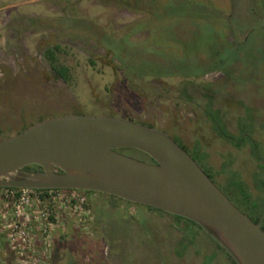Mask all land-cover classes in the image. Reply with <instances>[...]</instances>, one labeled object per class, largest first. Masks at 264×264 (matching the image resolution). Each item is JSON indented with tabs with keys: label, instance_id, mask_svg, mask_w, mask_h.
Masks as SVG:
<instances>
[{
	"label": "rangeland",
	"instance_id": "374dc122",
	"mask_svg": "<svg viewBox=\"0 0 264 264\" xmlns=\"http://www.w3.org/2000/svg\"><path fill=\"white\" fill-rule=\"evenodd\" d=\"M116 1L0 0V140L64 114L128 119L163 131L193 156L203 153V166L227 196L239 179L260 202L264 17L256 1ZM207 102L219 111L209 118ZM218 114L236 140L260 139L261 160L249 140L235 147L216 134L210 119ZM122 153L150 161L135 148ZM82 194L87 211L60 206L51 225L33 227L22 255L4 236L0 253L16 264H234L188 219ZM231 201L243 207L237 196Z\"/></svg>",
	"mask_w": 264,
	"mask_h": 264
},
{
	"label": "water",
	"instance_id": "95a60500",
	"mask_svg": "<svg viewBox=\"0 0 264 264\" xmlns=\"http://www.w3.org/2000/svg\"><path fill=\"white\" fill-rule=\"evenodd\" d=\"M33 164L42 169L24 170ZM0 186L93 191L143 204L194 221L236 264H264V206L253 221L173 138L132 120L77 113L32 123L0 140Z\"/></svg>",
	"mask_w": 264,
	"mask_h": 264
},
{
	"label": "built area",
	"instance_id": "2783aa9c",
	"mask_svg": "<svg viewBox=\"0 0 264 264\" xmlns=\"http://www.w3.org/2000/svg\"><path fill=\"white\" fill-rule=\"evenodd\" d=\"M82 193L77 189L0 186V240L4 236L10 249L22 255L29 249L33 227L37 224L51 225V217L56 218V210L60 206L78 213L87 211V201Z\"/></svg>",
	"mask_w": 264,
	"mask_h": 264
},
{
	"label": "trees",
	"instance_id": "16d2710c",
	"mask_svg": "<svg viewBox=\"0 0 264 264\" xmlns=\"http://www.w3.org/2000/svg\"><path fill=\"white\" fill-rule=\"evenodd\" d=\"M184 1V0H183ZM187 1V0H186ZM186 3H190L191 0H188ZM256 1V2H255ZM255 5L257 6V9H259V12L261 13V15H263L264 17V0H255ZM252 10L254 12H257L255 10V8H252ZM252 12V11H251ZM253 13V12H252ZM199 15V14H198ZM198 17L196 16V19ZM232 46H230L229 48H227L228 50H230ZM57 48V46L55 47ZM47 53L49 54V56H51V58H53V55H54V50L52 48L48 49L47 50ZM219 54V52H218ZM200 74V73H199ZM214 112L218 113L219 111L216 109H212L211 105H210V102H207L206 106H205V114L206 116L209 118L210 115H213ZM219 115V114H218ZM211 121V126H212V129L216 132V134L221 137L222 139L224 140H227L229 142H231L235 147H240L243 143H245V140H249L250 139V135H245V138H243V140H241L242 138H240L239 140L235 139V137L230 134L227 130H226V127H225V124L224 122L222 121V118L221 116L219 115V117H216L214 119H210ZM251 143H253L252 140H249ZM178 143V142H177ZM180 144V143H179ZM181 145V144H180ZM253 145L255 146L254 149H253V152H254V155L257 157V158H260L258 157V154L257 152H255L256 150V147H257V144L256 143H253ZM182 146V145H181ZM183 147V146H182ZM184 148V147H183ZM128 148H121V149H118V151L120 152H123L124 150H126ZM192 156V158L200 165V167L207 173V175L212 179V176L210 174H208L206 168L203 166L202 162L204 160V154L200 153L199 150H194V156L192 154H190ZM150 161H152V159L150 158ZM33 166L35 167H39L38 165H35L33 164ZM29 166H25L24 168H27ZM231 186H233V191L230 193V195L228 196L229 199L231 200V197L232 196H237L239 198V201L242 203L243 207L241 206H237L240 210H242L243 212L247 213L249 215V217L255 221V222H258L261 215H262V209H263V206H264V186H263V195L262 197L260 198V202L252 199V196L251 194L245 189L244 187V183L242 181H240L239 179L236 181L233 180V182H231L230 184ZM82 192H92V191H83V190H80ZM151 208V207H150ZM51 219H53L51 217ZM189 220V219H188ZM191 221L192 223H194L195 225H197L199 227V229H202L197 223H195L194 221L192 220H189ZM262 229L264 230V219H263V222H262V225H261ZM203 230V229H202ZM211 238V237H210ZM212 239V238H211ZM213 240V239H212ZM214 241V240H213ZM217 246L219 248H221L231 259L232 257L216 242L214 241ZM233 263H235V261L232 259ZM1 264V263H0ZM7 264V263H5Z\"/></svg>",
	"mask_w": 264,
	"mask_h": 264
},
{
	"label": "crops",
	"instance_id": "0c3cea01",
	"mask_svg": "<svg viewBox=\"0 0 264 264\" xmlns=\"http://www.w3.org/2000/svg\"><path fill=\"white\" fill-rule=\"evenodd\" d=\"M264 125V124H263ZM221 138V137H220ZM254 139H252V141H253V143H258V141L260 140L258 137H253ZM227 141V140H226ZM229 142V141H228ZM264 142V141H263ZM232 146H233V144L231 143V142H229ZM252 143V144H253ZM251 154L256 158V159H258V160H261L260 158H257L255 155H254V152H253V150L251 149ZM259 157V156H258ZM262 162L264 163V160H261V164H262ZM260 164V165H261ZM263 186H264V182L262 183V184H259L258 185V188L260 189V188H263ZM10 256H12L11 258H10ZM0 257H1V259H2V261H1V264H5V263H7V264H16V260H15V257L13 256V255H10L9 254V252L7 251V252H1L0 253Z\"/></svg>",
	"mask_w": 264,
	"mask_h": 264
},
{
	"label": "flooded vegetation",
	"instance_id": "af4514ba",
	"mask_svg": "<svg viewBox=\"0 0 264 264\" xmlns=\"http://www.w3.org/2000/svg\"><path fill=\"white\" fill-rule=\"evenodd\" d=\"M117 3H115V5H119V4H121V5H125L126 7H127V4H124L123 2H121L120 0H119V2L118 1H116ZM19 132V131H18ZM42 168L39 166V167H35V166H33V165H29V167H27V168H24V170H27V171H40ZM21 171L20 172V174L22 175V174H24L25 173V171ZM153 209H155V208H153ZM155 210H157V211H160V212H164V213H168V212H165V211H162V210H158V209H155ZM170 214H172V213H170ZM174 216H178V215H175V214H173ZM179 218H183V219H187V218H184V217H181V216H178Z\"/></svg>",
	"mask_w": 264,
	"mask_h": 264
}]
</instances>
